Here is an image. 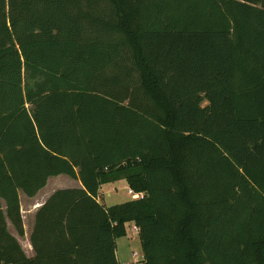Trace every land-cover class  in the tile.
Segmentation results:
<instances>
[{"label":"trees","instance_id":"obj_1","mask_svg":"<svg viewBox=\"0 0 264 264\" xmlns=\"http://www.w3.org/2000/svg\"><path fill=\"white\" fill-rule=\"evenodd\" d=\"M127 224L132 264H264V0H0V264H120Z\"/></svg>","mask_w":264,"mask_h":264},{"label":"rangeland","instance_id":"obj_2","mask_svg":"<svg viewBox=\"0 0 264 264\" xmlns=\"http://www.w3.org/2000/svg\"><path fill=\"white\" fill-rule=\"evenodd\" d=\"M206 103H204L205 105ZM71 179H64L63 177H52L46 188L43 190L45 194L51 190L54 186L60 185L59 187L71 188L74 187L71 183ZM55 189V187H54ZM61 189V188H59ZM42 194L39 199H29L24 194L20 193L21 197V216L22 221L25 222L26 228L29 231L31 227L32 215L35 213L34 204L36 200L43 199L46 195ZM131 200V196L128 193V185L126 182L112 183L105 185L100 190V201L105 207H111L113 205L122 204ZM24 228V223H23ZM9 232L12 235H17L16 231L10 223H8ZM25 231V230H24ZM20 245L23 248H28L26 251L27 256H32V251H29V241L25 237H19ZM116 255L120 264H132L137 263L142 257L141 244L138 238V233L133 224L126 225V236L116 240Z\"/></svg>","mask_w":264,"mask_h":264},{"label":"crops","instance_id":"obj_3","mask_svg":"<svg viewBox=\"0 0 264 264\" xmlns=\"http://www.w3.org/2000/svg\"><path fill=\"white\" fill-rule=\"evenodd\" d=\"M57 177H63L64 179H69L70 177H68V176H66V175H59V176H57ZM52 178V177H51ZM51 178H49L48 179V181H47V184L49 183V181L51 180ZM72 181H71V183L73 184V186L74 187H71V188H81L82 187V185H81V183H80V181L79 180H76V179H73V178H70ZM122 182H124V181H119L118 183H122ZM47 184H46V186H47ZM108 184H112V183H108ZM108 184H105V185H108ZM105 185H102L100 188H99V193H98V197H97V201L101 204V201H100V190H101V188L103 187V186H105ZM46 186L43 188V189H41L34 197H32V198H29V197H27V198H29V199H39V197L40 196H42V194H44L43 193V190L46 188ZM60 185H57V186H54L55 187V189H54V187L51 189V190H49L48 192H46L44 195H46L43 199H40V201L39 200H36L35 201V204H34V208H35V213L37 212V210L40 208V206H42L45 202H46V200L55 192V191H57V190H59V188H61V189H69L68 187L67 188H65V187H59ZM128 189H129V187H128ZM20 193H22V192H20ZM20 193H19V198H20V204H21V195H20ZM23 194V193H22ZM43 197V196H42ZM20 212H21V209H20ZM35 213L32 215V221H33V223H31V227H30V230L28 231L27 230V228H26V225H25V222H23L24 223V236L23 237H25L28 241H29V251H32V253H33V255L32 256H27V257H33L34 256V251H33V248H32V246H31V244H30V235H31V233H32V231H33V226H34V221H35ZM22 215V214H21ZM22 218H23V216H21ZM134 226V225H133ZM135 227V226H134ZM14 237H16L17 239L19 238V236L18 235H13ZM22 238V237H21ZM18 241H19V239H18ZM20 243V242H19ZM21 247H22V245H21ZM22 250L24 251V253L26 254V251H28V248H23L22 247ZM26 250V251H25ZM117 254V253H116ZM117 256V255H116ZM142 260V257H141V259L139 260V261H137V262H140Z\"/></svg>","mask_w":264,"mask_h":264},{"label":"built area","instance_id":"obj_4","mask_svg":"<svg viewBox=\"0 0 264 264\" xmlns=\"http://www.w3.org/2000/svg\"><path fill=\"white\" fill-rule=\"evenodd\" d=\"M128 193L130 194L131 199H133V200H138V199H142L143 198V194L142 193H136V192H134L131 189H128Z\"/></svg>","mask_w":264,"mask_h":264}]
</instances>
